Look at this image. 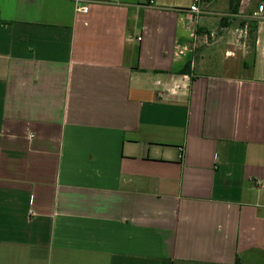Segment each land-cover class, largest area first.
I'll list each match as a JSON object with an SVG mask.
<instances>
[{"label":"crops","instance_id":"1","mask_svg":"<svg viewBox=\"0 0 264 264\" xmlns=\"http://www.w3.org/2000/svg\"><path fill=\"white\" fill-rule=\"evenodd\" d=\"M92 1L0 0V264H264V3Z\"/></svg>","mask_w":264,"mask_h":264},{"label":"built area","instance_id":"2","mask_svg":"<svg viewBox=\"0 0 264 264\" xmlns=\"http://www.w3.org/2000/svg\"><path fill=\"white\" fill-rule=\"evenodd\" d=\"M71 1L77 12L88 13L89 5L93 3L92 0H69ZM205 0H194L192 6L190 7V12L193 14L200 16L203 14L200 5L204 3ZM254 20L260 21L264 20V5H261L258 9V12L254 14Z\"/></svg>","mask_w":264,"mask_h":264},{"label":"trees","instance_id":"3","mask_svg":"<svg viewBox=\"0 0 264 264\" xmlns=\"http://www.w3.org/2000/svg\"><path fill=\"white\" fill-rule=\"evenodd\" d=\"M210 1L211 0H205V2H210ZM262 2L264 3V0H262ZM241 3H242V0H229V14L238 15L240 12ZM256 22H252L250 24V33L251 34L256 31V27H257ZM222 26L223 27L227 26V24H226V22H224V20L222 21ZM243 26H245V25L243 24ZM190 68H191V63H188L186 68L182 71V74H190Z\"/></svg>","mask_w":264,"mask_h":264},{"label":"rangeland","instance_id":"4","mask_svg":"<svg viewBox=\"0 0 264 264\" xmlns=\"http://www.w3.org/2000/svg\"><path fill=\"white\" fill-rule=\"evenodd\" d=\"M249 32H250V29H249Z\"/></svg>","mask_w":264,"mask_h":264}]
</instances>
